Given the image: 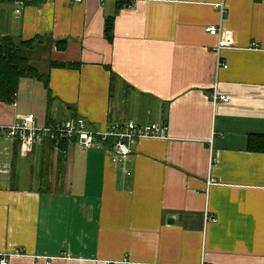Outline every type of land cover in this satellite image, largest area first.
Returning <instances> with one entry per match:
<instances>
[{"label": "crops", "instance_id": "1", "mask_svg": "<svg viewBox=\"0 0 264 264\" xmlns=\"http://www.w3.org/2000/svg\"><path fill=\"white\" fill-rule=\"evenodd\" d=\"M119 1L0 0V35L42 38L36 67L51 90L25 77L0 102V258L264 264V152L249 149L264 135V0H129L110 43L105 20ZM214 91L230 101L214 103ZM28 114L39 125L83 116L168 131L122 161L110 146L68 141L23 154L2 127Z\"/></svg>", "mask_w": 264, "mask_h": 264}, {"label": "built area", "instance_id": "2", "mask_svg": "<svg viewBox=\"0 0 264 264\" xmlns=\"http://www.w3.org/2000/svg\"><path fill=\"white\" fill-rule=\"evenodd\" d=\"M21 7H25L30 0H14ZM48 1V0H42ZM77 2L82 0H75ZM219 6L223 10L225 4L222 1ZM212 35H220V29L216 25L206 28ZM227 67V65H224ZM214 103L229 102L228 96L214 91L211 95ZM6 130L7 136L19 143L20 151L25 154L30 152L35 145L42 144L45 140H51L55 145L63 141L77 143L85 150L102 146H110L115 161H122L133 153L134 145L146 138H163L167 135V124L150 123L139 125L133 121L115 122L104 128L95 127L83 116H77L66 120L55 121L46 125H39L36 118L25 115L17 122L2 127ZM110 144V145H109ZM17 253L23 251L15 249ZM10 254L5 253L0 258V264H9ZM44 259L46 264H52L54 258L39 257Z\"/></svg>", "mask_w": 264, "mask_h": 264}, {"label": "trees", "instance_id": "3", "mask_svg": "<svg viewBox=\"0 0 264 264\" xmlns=\"http://www.w3.org/2000/svg\"><path fill=\"white\" fill-rule=\"evenodd\" d=\"M129 0L118 2L114 15L105 20V37L112 43L114 41L115 19L117 13L124 5H129ZM62 41H59L61 43ZM39 44H43L41 37L28 40H16L11 36L0 35V102L12 103L19 90L22 78L33 77L43 80L45 87L50 92L49 74L40 73L39 69L32 64L33 56ZM66 47V46H64ZM61 47V48H64ZM51 67L79 68L78 63H66L52 61ZM19 149V143L15 147ZM249 149L257 152H264V135L250 136Z\"/></svg>", "mask_w": 264, "mask_h": 264}, {"label": "rangeland", "instance_id": "4", "mask_svg": "<svg viewBox=\"0 0 264 264\" xmlns=\"http://www.w3.org/2000/svg\"><path fill=\"white\" fill-rule=\"evenodd\" d=\"M40 56H41V55L39 54V57H40ZM40 58H41V57H40ZM32 64H33L34 66L40 67L41 69L45 67V63L41 62V60L37 57V54H35V55L33 56Z\"/></svg>", "mask_w": 264, "mask_h": 264}, {"label": "water", "instance_id": "5", "mask_svg": "<svg viewBox=\"0 0 264 264\" xmlns=\"http://www.w3.org/2000/svg\"><path fill=\"white\" fill-rule=\"evenodd\" d=\"M169 222L172 223L173 222V219H170Z\"/></svg>", "mask_w": 264, "mask_h": 264}]
</instances>
